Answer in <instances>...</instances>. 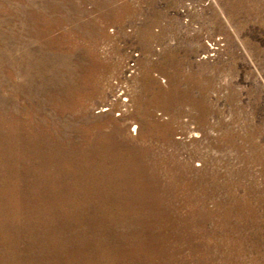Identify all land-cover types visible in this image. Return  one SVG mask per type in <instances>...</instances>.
<instances>
[{
    "label": "rangeland",
    "instance_id": "obj_1",
    "mask_svg": "<svg viewBox=\"0 0 264 264\" xmlns=\"http://www.w3.org/2000/svg\"><path fill=\"white\" fill-rule=\"evenodd\" d=\"M0 264H264V0H0Z\"/></svg>",
    "mask_w": 264,
    "mask_h": 264
},
{
    "label": "built area",
    "instance_id": "obj_2",
    "mask_svg": "<svg viewBox=\"0 0 264 264\" xmlns=\"http://www.w3.org/2000/svg\"><path fill=\"white\" fill-rule=\"evenodd\" d=\"M134 66V64L133 63H131L130 65H129V69L132 71L133 70V67Z\"/></svg>",
    "mask_w": 264,
    "mask_h": 264
}]
</instances>
